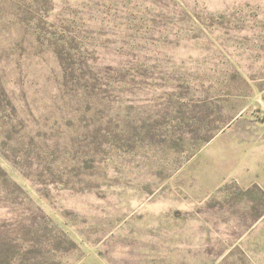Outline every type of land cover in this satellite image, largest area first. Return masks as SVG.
Returning <instances> with one entry per match:
<instances>
[{"label":"rangeland","instance_id":"rangeland-1","mask_svg":"<svg viewBox=\"0 0 264 264\" xmlns=\"http://www.w3.org/2000/svg\"><path fill=\"white\" fill-rule=\"evenodd\" d=\"M0 264H264V0H0Z\"/></svg>","mask_w":264,"mask_h":264}]
</instances>
